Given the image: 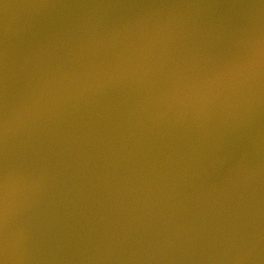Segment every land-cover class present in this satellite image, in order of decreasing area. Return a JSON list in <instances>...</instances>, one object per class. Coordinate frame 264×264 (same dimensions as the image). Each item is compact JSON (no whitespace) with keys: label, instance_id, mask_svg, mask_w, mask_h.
Returning a JSON list of instances; mask_svg holds the SVG:
<instances>
[{"label":"water","instance_id":"95a60500","mask_svg":"<svg viewBox=\"0 0 264 264\" xmlns=\"http://www.w3.org/2000/svg\"><path fill=\"white\" fill-rule=\"evenodd\" d=\"M0 264H264V0H0Z\"/></svg>","mask_w":264,"mask_h":264}]
</instances>
